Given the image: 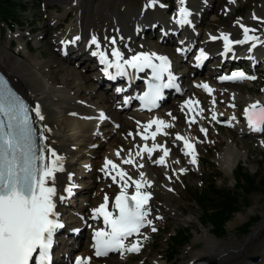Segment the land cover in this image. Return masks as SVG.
Masks as SVG:
<instances>
[{"label": "bare ground", "instance_id": "1", "mask_svg": "<svg viewBox=\"0 0 264 264\" xmlns=\"http://www.w3.org/2000/svg\"><path fill=\"white\" fill-rule=\"evenodd\" d=\"M235 3V1L228 2L226 5L228 11H234ZM145 4L142 6L140 14L138 13L135 17H131L128 15L127 9L122 8L119 0H97V3L91 9H88L84 14H80L76 25L69 26L64 33L58 36L56 41L59 56L66 59L74 53L75 59H83V62L89 64L88 67L94 73L92 76L94 84H92L98 89L96 92H94L95 90H90L92 94L87 95L86 102L79 101L81 104H78L77 101L87 90H84V83L82 84L81 82L83 78L80 80L79 74L73 73L72 70L69 71L66 68L65 70L63 69L66 77L72 76L73 80L77 82L67 83L61 78L58 79L57 74L54 75L55 72L50 70L49 64L39 60L37 56H31L27 51L24 52L25 58L20 55L15 56L0 45V71L11 80L16 90L30 103L33 115L36 116L41 124L47 149L55 151L57 155L63 158L64 170L55 174L54 185L52 181H49L50 186H55L56 188V196L53 200L56 204L57 218L66 225L64 230L60 231L59 243L55 250L56 264H69V255H73L70 260L82 258L84 263L89 261L88 264H123L128 259V255L132 254V252L123 249L124 253L121 255L118 252L114 259H107V257L106 259L96 260L91 256L93 244L89 241L93 232L100 225L99 218H92L93 209L103 203L104 197L107 195L108 209L111 211L113 198L115 195L120 194L123 184L118 176L116 182L112 180V176L116 175L115 171H112L107 177L111 178V182L105 178L108 175L107 173H109L107 171L111 169V166H109L108 170L104 169L106 158L119 164L121 169L132 177V180H140V173H144V178L151 185L141 189V191H147L151 194V199L146 205L147 210L149 205H154V202L157 207L159 205L168 207L165 190L169 192L171 187L165 182V179L170 178L171 181L172 178H178V171L180 170L181 173L189 174L191 178L196 179L195 169L198 168L199 161L198 146L197 138L191 132L190 122L195 121L194 125L198 124L201 129H206V132L200 130L203 135H208V129L201 119L203 111L202 101L195 96L196 94L193 95L194 84L195 90H202L203 94H205V89L198 85L206 83L213 89L210 97L211 106L209 105L211 109L209 112L210 118L213 122L223 121L227 127L235 128L236 132L241 135H245L247 132L252 134V130L244 119V108L259 102V100H252L248 91L243 87H233L235 88L232 90L234 95H230L227 91L228 89H223L225 105L222 107L217 104L218 89L222 88V82H226L220 79L221 73L218 72L221 67L226 66L223 68L228 70L227 66H232L233 64V68L231 67L232 73L243 72L245 74V71L242 70L244 68L243 62L244 64L251 63L255 65L260 60L264 61V43L260 42L264 41V17H262L264 16V0L255 2V10L244 20L235 24L236 27L233 25L230 29H225L221 32L227 34L232 41L243 40L244 28L246 27L254 30L249 32L250 36H257L260 40L248 41L242 44L233 43L232 50L228 53H225L224 41L220 38L221 33L212 34L209 29H202L201 27L200 15H204L203 10L201 11L205 5L204 0H186L185 7L192 12L191 16L188 17L190 20L188 24H180L177 17H170L168 18L169 20H165L163 14L166 13V10L157 1L153 4L152 0H146ZM179 7L177 0V9ZM242 25L243 27H241ZM159 27L162 28V39L158 42L157 40L149 42L144 38L146 31ZM174 33L178 34L182 40L176 43L174 50L163 47L164 44L172 40ZM194 33H197V35L195 36ZM213 36L217 37V39H212L211 37ZM76 37H80V39L76 40ZM92 37H96L99 47L91 43ZM113 40L115 43L112 42ZM254 42H260L259 46L252 47ZM192 45H195L196 48L191 57L195 56L197 50H203L206 57L211 56L215 59L216 65L212 67V75L210 76L214 80L211 81V78H203L198 75L206 65L202 70L195 68L193 66L195 57L182 62L186 50ZM26 48L25 46V50H27ZM63 48L65 49L63 50ZM114 49L121 53L123 57L121 61L128 59L130 55L140 53H155L156 56L167 57L168 66L170 65L167 74L176 75L178 77L177 81L180 83V93H177L174 88L168 98L177 96L181 99H179V102L175 103L174 101L170 105L165 116L159 114L161 107L157 112L146 114L141 112L136 104L132 105L130 109L125 108L123 105L118 107L115 104V98L120 95L115 92L111 93V88L122 86L125 91L121 94V97L122 95L132 97L135 91L142 89L143 84L141 81L144 78L146 79L147 76L145 75L146 72L140 74L141 81L136 83L133 81L127 83L122 78H117L115 84L102 82V76L113 73L114 68H108L105 71L106 65L100 62L99 55H93V53L104 52L107 59L114 62L115 57L112 55ZM221 54L224 56L221 57ZM230 58L233 60L232 62H230ZM153 60L160 62L155 58ZM236 67H240L241 70ZM248 71L252 73L254 66L249 68ZM73 75H75V78ZM193 76L194 78L190 79ZM188 82L192 84L193 89L188 87ZM231 82H240L242 85L249 83L246 80L227 81V83ZM213 100H215V103H213ZM239 100L244 103L238 112L236 110ZM261 102L260 104L264 105ZM176 105H178V108H176ZM37 107L43 119L37 116L35 111ZM179 108L184 109L186 112V120L183 122H179L180 118L177 120L176 109ZM101 114H103V119L100 118ZM214 115L215 119H213ZM233 116L235 119H232ZM173 117L175 119L171 121ZM153 119L163 120L167 124L173 125L177 134L186 138L193 145L195 164L191 163L192 155L185 154L191 150L185 148L184 140L178 141L176 139L177 134L174 135L173 140H170L169 137L160 139L163 134H169L170 127L161 126V131L156 134L155 139L152 138V133L156 132V127H149L145 130L144 126ZM102 129L104 132L103 139H110L107 144L102 143V145L106 144L105 150L94 155L88 154L89 148L92 149L99 144L98 136L101 135ZM144 137H147V139ZM208 138L209 136L206 137L207 140H209ZM153 144H158L162 147L154 149L149 155L148 151L144 149L146 147L152 148ZM164 149H168L165 163L158 164L156 161L164 155ZM115 151L120 152L119 157L115 155ZM138 152L140 155H136ZM155 152L159 157L153 160ZM129 154H131L134 163L123 164L122 160L128 159ZM245 155V152H241L229 142L225 154L219 155L217 162L223 170L231 172L240 157ZM46 159L47 163H49L51 159L49 151H46ZM176 161L179 162L177 163ZM140 165H143V167H140ZM154 167H156V170H154ZM168 171H170V176L167 174ZM96 179H98V186L102 188L96 191L97 194L96 196L94 195L96 199L92 201L87 197V194L95 191V186H97L95 183ZM170 181L168 182L170 183ZM87 184L91 185L90 190V186H87ZM128 184L127 194L135 192L136 189L132 181H128ZM69 187L72 189L71 193L66 191ZM158 191L163 194L165 204H159V199L156 195ZM81 194L83 195L81 196ZM77 196H80L77 203L79 208L74 211L70 210L71 213L69 212L70 214H68L66 209L73 207L74 203L77 202ZM159 209L161 208L159 207ZM168 210L176 213L174 208H169ZM148 213L146 221H151V223L148 224L146 222L145 227L140 229L137 236H131L126 241V247H130L133 242L141 245L142 241L145 238L147 239L148 229L152 223H155L153 222L154 219L160 215L158 212L148 211ZM247 217L243 215L237 216L228 224V229L231 230ZM191 220L192 217L189 216L184 219V223H189ZM82 224L88 225V237L85 244L80 243L77 245L76 241L79 240L78 238L82 233L80 230ZM263 226L264 220L253 228L246 244H240L235 240L220 243L215 241V238L213 239L207 230H204L200 235L197 234L196 236L197 240L204 242L202 253L192 254L187 264L197 262L205 264H248L247 260L244 261L243 258L249 254L259 258L258 263L255 262L254 264H264V243L259 241L256 249L248 246V243L259 235ZM69 237H72V243L66 242ZM76 250H78L77 253H74ZM224 253H226L225 256L218 257V254L223 255ZM152 264L165 263L156 259L152 261Z\"/></svg>", "mask_w": 264, "mask_h": 264}, {"label": "rangeland", "instance_id": "2", "mask_svg": "<svg viewBox=\"0 0 264 264\" xmlns=\"http://www.w3.org/2000/svg\"><path fill=\"white\" fill-rule=\"evenodd\" d=\"M119 1L120 5H122V8H126L128 15L131 17H135L138 13L140 14V10L142 11L141 8L146 2V0ZM233 1L236 2L234 11H228L226 5L228 2ZM259 1L260 0H204L205 5L203 6V9H201V11L203 10L204 15H200L201 27L202 29H209L212 34L221 33L225 29H230L233 25L248 17L255 10V2ZM96 3L97 0H55V2L54 0H23L24 5L17 11L18 14L16 16L15 22L9 21L8 23L7 21L0 24V45L5 47L10 54L15 56L20 55L25 58V51L30 53L31 56H37L39 60L49 64L50 70L55 72L54 75L57 74L58 79L61 78L67 83L77 82L73 80L72 76L66 77L64 75L65 73H63V69L65 70L66 68L69 71L72 70L73 73L79 74L80 80L83 78L81 80L82 84L84 83L83 88L87 91L81 95L77 103L81 104L79 101L86 102L87 95L92 94L90 90H95L94 92H96L98 89L93 85L94 82L92 80V76L94 73L91 71L90 67H88L89 64L83 62V59H75L74 53L66 59L60 57L56 40L61 33H64L67 30L69 26L76 25V21L78 20L80 14H84ZM157 3L161 6L163 5L162 7H164L166 10V13L163 14L165 20H169L168 18L175 16L177 10V0H157ZM194 35L196 36L197 33H194ZM144 38L149 42H155L156 40L158 42L160 39H162V28L159 27L157 29L148 30V32L146 31ZM179 40L181 41L182 38H180L178 34L174 33L172 35V40L169 43L164 44L163 47L174 50L175 45L177 42H179ZM25 46L27 47V50H25ZM194 47V45L190 46L189 49L186 50L185 54L183 53L184 56L182 62L185 60L188 61L189 58H191ZM242 64L244 65L243 67L246 68H252L254 66L255 74L253 76L256 78V80L252 83L243 85L240 82L224 84L221 89H218L216 98L217 104L222 107L226 102L225 98L223 97V89H228L227 91L229 94L234 95L232 90L235 88L233 87H243L248 91L252 100H259V102L262 101L264 103V61L260 60V62L255 65H252L251 63L244 64V62ZM215 65V59L210 58L203 69V72L201 71L198 75L203 78L208 77L210 79L212 67ZM223 67H221V69H223V72H226L227 70ZM229 67L233 68V64L232 66H227V69ZM73 76L75 78V75ZM192 78H194V76L190 77V79ZM212 80L214 79L211 78V81ZM188 87L192 88V84L189 83ZM113 88H111V93L114 90ZM193 88V95L196 94L195 96L199 98V100L201 99L200 101H202L203 111L201 114V119L203 124H205L206 128L208 129V135L204 134V137V135L201 134L200 125H194L193 121L190 122L191 132L197 138L196 142L198 146L197 153L199 161L198 168L195 169L196 179L191 178L189 174L181 173V170L178 171V178H172L171 181L170 178L165 179V182H167V184H169L171 187L169 192L165 190V193L167 194V208L176 209V213L169 211L166 206L162 207L159 205L161 208L159 209L155 202L153 206L149 205L148 211L153 213L158 212L160 215L159 217L155 218L154 221L152 220L155 223H152L148 229L149 233L147 235V239L145 238V240L142 241L139 252L128 255V259L123 264H152V261L156 259L165 264H187V262L191 259L192 254L202 253L201 251L204 248V242L196 239L197 234L200 235L204 230H207L213 237L210 226L204 224V220L201 217V210L197 205V202H195V199L200 196L199 194L202 193L204 188L210 185L212 181H217L215 184L217 188L232 189L235 183V176L239 173L246 171L252 175L257 173L261 176L264 174V131L259 134H251L247 132L245 135H241L236 132L235 128L226 127L224 124L219 123V121L214 123L211 121L212 119L210 118L209 113L211 110V96H206L203 94L202 90H195L196 87L194 85ZM179 99L181 98L177 96L168 99L166 104L159 109V114L165 116L170 105L174 101L175 103H177V101L179 102ZM120 103V97L115 98V104L120 107ZM243 103L244 102H242V100H239L236 111L242 107L241 105ZM176 108H178V105H176ZM176 113L178 114L177 120L180 118L179 122L186 120V112L184 109H176ZM171 119V121H174L175 117ZM212 122L214 123L213 125ZM172 128L173 125L170 127L169 134H163L162 138L160 139L169 137L170 140H173L174 135L177 134V131ZM103 134L104 132L102 129L101 135L98 136L99 144L94 146L92 149L89 148L87 151L88 154L94 155L95 153L98 154L102 150H105V145L110 139H103ZM208 136L209 140L206 139ZM229 142L232 143L238 150L245 152L246 154L244 157H240L239 161L237 164H235L233 167L234 169L231 172L223 170L217 162L218 156L225 154ZM102 143L106 144L102 145ZM117 152L118 151H115V155ZM158 157L159 155L155 152L152 159L156 160ZM155 168L156 167H154V170H156ZM107 172L111 173L112 171ZM167 174L170 176V171H168ZM105 178L111 182V178H107V176H105ZM168 181H170V183ZM95 183L97 185L95 186V191L91 192L92 195L90 193L87 194V197L92 201L93 199H96L94 198V195L96 196L97 194L96 191L101 190L100 188H102L98 186V179L95 180ZM87 186H90V190L91 185L87 184ZM82 195L83 194H81V196ZM156 195L159 199V204L166 203L161 192L158 191ZM79 198L80 196L76 197L77 202L74 203V208L72 207L73 209L70 207L66 209L68 214L71 213L70 210L74 211L75 209L79 208L77 205ZM239 215L248 217L229 230L228 224ZM189 216L192 217V220L189 223H184V219L188 218ZM258 217L260 219L250 227V231L247 234H243L239 230L243 224H246L250 220H254ZM263 220L264 196L260 192H256L248 196L245 200H240L239 210L234 213L226 223V235L219 239L213 237V239L215 238L214 240L220 243L228 242L229 240H235L240 244H246L253 228L257 227L258 224H260ZM153 228H155V231H153ZM180 228H186L190 232V242L180 251L176 257V260L168 262L166 256L168 253L169 237ZM80 230L82 233L78 238L79 240L76 241L77 245L80 243L85 244L88 237V225L82 224ZM259 241L264 243V226L262 227L259 235L248 243V246H251L250 248L256 249L258 247ZM66 242L72 243V237H69ZM77 251L78 250L74 251V253H77ZM115 255H112L107 259H114L116 257ZM225 255L226 253L223 255L218 254V257ZM72 256L73 255H69L68 262ZM252 259L256 260L254 261ZM258 259L259 258L253 254H249L247 256L245 255V258H243L244 261L247 260L248 264H254L258 261Z\"/></svg>", "mask_w": 264, "mask_h": 264}, {"label": "snow or ice", "instance_id": "3", "mask_svg": "<svg viewBox=\"0 0 264 264\" xmlns=\"http://www.w3.org/2000/svg\"><path fill=\"white\" fill-rule=\"evenodd\" d=\"M156 0H152L154 4ZM180 5L178 15L180 24H188L191 12L185 7L186 0H178ZM163 6V5H162ZM243 27V25L241 26ZM254 31L244 28V39L232 41L227 34L221 33V39L224 41L225 53L232 50V44H242L248 41H259L257 36H250L249 32ZM212 39H217L213 36ZM79 40L80 37H76ZM115 43V41H112ZM264 43V41H260ZM92 44L99 47L96 37H92ZM255 43L252 47H255ZM99 55L100 62L106 65L105 71L108 68L115 67L117 75H125L124 65L137 70L144 68L153 69V78L156 81L162 79L165 72L168 71V60L164 56H156L155 53H141L133 56L129 60H124L118 50H113L112 55L116 58L115 62L109 61L104 52L93 53ZM153 58L161 63L156 65L152 63ZM198 60L206 59L203 50L200 52ZM173 77L169 75V83L165 85L150 84L149 90L141 99L149 109L155 107L156 101L161 98V88L172 86ZM223 80H245L255 79L252 76H246L243 72H234L231 76L220 77ZM211 93L213 90L208 84L198 85ZM8 98V105L5 107L0 104V113H3L5 119H0V264H50V249L53 243V235L57 229L62 228L63 224L58 220V214L55 211L56 204L53 198L56 196L55 186H49V181L55 182L56 173L62 172L63 158L57 155L55 151L47 149L42 143L38 146L36 142L35 131L32 128V121L28 116L27 106L19 101V98L14 94L6 91V87L0 88V97ZM188 103V102H186ZM198 103V102H197ZM215 103V100H213ZM37 116L43 119L40 115L39 108L35 109ZM245 116L248 121V126L256 132L264 131V105L260 102H255L245 109ZM103 119V114H101ZM215 115L213 119H215ZM232 119H235L233 116ZM195 122V121H193ZM156 124V132L152 133V138L155 139L157 133L161 131V126L172 127L163 120L153 119L145 125V130ZM206 132V129H201ZM167 134V133H165ZM147 139V137H144ZM43 137L41 136V140ZM177 140H184L186 149L191 151L186 152V155H192L191 163L195 164V153L193 145L188 140L179 134ZM162 147L158 144H153L152 148H145L149 155L151 152ZM45 151L50 152V162L45 163ZM116 155L119 157L120 152ZM140 155V153H136ZM168 155V149H164V155L156 161L158 164L165 163V157ZM40 162L39 164L37 162ZM177 163L179 161H176ZM123 164H133L134 160L129 154L128 159L122 160ZM115 171L116 175L112 176L114 182L117 181V176L123 182L122 190L115 197L114 210L118 211V215H114L113 211L108 209V196L105 195L104 202L97 208L93 209V219L103 217V222L107 230H97L94 233V247L97 256H106L110 251L124 249L128 252L139 251V245L132 244L126 247L124 241L138 234L140 229L145 227L151 221H146L148 210L146 205L151 199V194L147 191H141L145 186L150 187V183L144 178V173H140V180H132L126 171L121 169L119 164L114 163L110 159H105L104 169ZM143 167V165H140ZM183 171V169H182ZM107 174H110L107 173ZM132 181L135 185V195L129 196L126 189ZM143 181V183H141ZM71 193L72 189H66ZM63 199V197H61ZM155 231V228H153ZM77 264H84L82 258L77 260Z\"/></svg>", "mask_w": 264, "mask_h": 264}, {"label": "trees", "instance_id": "4", "mask_svg": "<svg viewBox=\"0 0 264 264\" xmlns=\"http://www.w3.org/2000/svg\"><path fill=\"white\" fill-rule=\"evenodd\" d=\"M23 0H0V24L9 21L15 22L19 8L23 6ZM217 181L204 188L200 196L195 199L201 210V217L204 224L211 228V234L215 238H222L226 235V223L231 216L240 208V200H245L248 196L260 192L264 196V174L252 175L248 172L239 173L235 176V183L232 189L217 188ZM260 218L250 220L240 227L243 234L250 231V227L258 222ZM190 232L186 228L176 230L169 237L168 262L176 260L180 251L189 244Z\"/></svg>", "mask_w": 264, "mask_h": 264}, {"label": "water", "instance_id": "5", "mask_svg": "<svg viewBox=\"0 0 264 264\" xmlns=\"http://www.w3.org/2000/svg\"><path fill=\"white\" fill-rule=\"evenodd\" d=\"M247 120V119H246ZM248 122V121H247ZM257 133H259V132H256L255 134H257ZM254 261L256 260V259H253Z\"/></svg>", "mask_w": 264, "mask_h": 264}]
</instances>
